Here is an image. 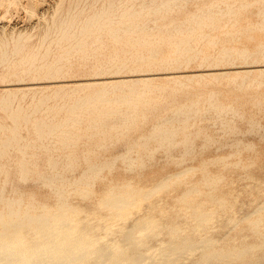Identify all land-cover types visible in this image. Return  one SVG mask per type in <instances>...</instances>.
<instances>
[{
  "label": "bare ground",
  "instance_id": "obj_1",
  "mask_svg": "<svg viewBox=\"0 0 264 264\" xmlns=\"http://www.w3.org/2000/svg\"><path fill=\"white\" fill-rule=\"evenodd\" d=\"M42 1L44 2V0ZM54 2L52 19L42 33L38 49L27 48L30 35L26 33H19L17 36L12 35L11 38L3 34L4 36L0 38V65L8 64L7 66L10 67V72L6 74L8 78L10 76L20 78V82L17 81L16 83L9 79L7 81H11L9 84L3 85V88L0 87L2 89L0 108L12 120L11 125L0 122V175L4 174L5 176L2 182L6 184L9 181L10 172L6 159L15 151L21 156L17 171L19 179L27 180L32 173H36L44 181V185L47 184L48 187L53 189L52 195L55 193L56 200L54 199V201L57 202V205L50 206L48 203L43 202L47 198L42 197L44 198L42 201L36 199L38 195L36 198L31 195L32 197L28 199H25V195L18 196L19 194L17 197L15 195L13 198H5L3 196L4 185L1 184L0 264H180L178 259L182 256L185 259L187 254H191L192 258L197 250L207 252L221 239L203 237L195 240V235L202 232L208 226V223L213 221L219 214V211H223L227 200L225 195L215 194L213 189L203 190L206 195L200 200L193 197L194 194H203L202 188L200 189L196 184L184 191L182 190L180 197L176 198V201L181 205L176 209L177 216H171L164 209L150 211L146 214L141 212L143 215L133 218L132 222L125 224L123 228L121 227V239L119 237H117L119 239L108 238L103 231L114 225H121L143 199L148 200L151 196H155V193L159 194L158 192L170 188L172 184L185 182L189 176H194L198 169L202 171L199 179L201 184L208 187L217 186L228 171L221 176L214 171V173H211L207 169V165L210 162L223 163V167L224 165L225 167L232 165L227 161L226 156L231 155L229 157H232L234 151L229 155H224V157L213 155V157H210L213 159L209 158L210 160H203L204 157L203 159L200 157V160H202L198 164L188 165L187 163L188 166L186 167L175 168V172H165L166 174L160 177L157 182L155 181V184L153 182L152 187L147 189L142 188V184L139 187H134L130 181L132 175L129 181L115 183L114 185L112 183L110 187L105 185L108 181L104 182L108 190L105 188L106 191H102V193L105 192L102 198L100 196L97 201L95 198L90 197L95 190L91 187H93V184L96 186L97 182L95 180L98 181V178L103 177L102 173L106 172V168L110 171L118 158L126 161L128 170L129 168L133 170L132 168L141 169L144 167L145 157L155 155V151L161 147L169 151L173 146L183 145L185 154H188L192 149L194 136L197 138V135L202 133V130H190L189 118L191 115L201 114L206 109H212L216 112L233 111L235 114H239V109L233 106L224 109L219 100L220 98H217V92L209 93L207 103L203 106L198 98L177 102L174 97L175 91L188 86L190 88L193 81L195 86L197 83L202 84V81L206 78L219 81V79L226 77L230 83L243 87L252 73L258 75L257 78L252 80V83L255 81L258 84L262 83L261 77L264 76V64L200 68L196 70H185L183 68L188 67L190 62L194 60L202 65L210 59L218 65L221 62H230L235 57L247 59L251 55L252 51L246 47L228 44H222L216 55L209 54L208 50L219 44L221 33L240 38L242 32H247V37L254 40V46L264 49V0H54ZM39 3L40 0H0V10L2 9L5 12L23 4L36 13V10L39 11L40 9ZM191 4L194 5V8L188 9L187 6ZM16 8L18 9V7ZM254 8L258 18L256 21L251 20V16L248 17L247 14ZM174 12H178L179 15L172 17ZM5 13L7 14L8 11ZM204 27L208 29L204 30ZM150 29H156V31L150 32ZM10 45H12V48H9ZM204 45L210 48H205ZM53 47H56V50L54 56L50 58ZM42 48H44V51L41 50ZM14 56L19 57L15 58ZM74 56L80 60L79 63L76 64L71 61ZM158 67H165L170 71L167 73H165L166 71L162 73L151 72L154 68L158 69ZM74 70H86L92 75L87 78H74L76 80L71 78L72 81L70 79H54L65 74L69 75ZM123 71L139 73L131 74L133 78L130 75V77L127 76V74L117 75V73ZM108 73L116 75H104ZM162 75L166 77L164 78ZM24 76H37L39 79L42 77L46 78L47 81H43V79L42 81L25 82V79L23 80ZM161 78L167 79L168 82L175 85L169 95H156L162 89V86L157 84V81ZM195 80L197 81L196 84ZM67 86L71 87V89L69 87L70 92L62 94V90ZM41 87L53 88L52 94L41 93L42 95L37 97L34 104L29 108L21 107L22 105L19 106V104H17V108L13 106L14 100L20 92L25 95L29 91L33 92L32 90ZM59 96H62V98L67 96V99L60 104L57 103L51 106L48 104L45 107L48 99ZM169 97L174 98L172 99L174 101L173 105L170 103L172 101H165ZM254 101L260 102L256 98ZM168 104L172 105L169 108L171 114H168V107H164ZM41 110H44V115L37 114ZM158 110H161V112L157 115ZM151 117H155L156 122L150 132L144 134L140 141L134 143L128 141L126 151L117 156L115 155L116 157L113 159L97 160V162L89 154L93 151V147H89L83 157L88 166L80 176L69 179L63 175L62 171H58L60 163L63 164L65 169L70 170L74 167L78 157L75 154L76 151L70 148L75 147L84 135L98 136L99 147H104L107 145L106 135H109L108 140L110 141L119 139L126 136L129 130L139 128L142 123L147 122ZM174 121H177V124H174ZM221 124L231 131L237 128L236 125L223 119ZM254 126L252 124L253 128ZM26 128L36 133L34 141L23 135L22 130ZM210 140L212 139L210 138ZM236 143L238 142L236 141ZM246 144L250 148L251 144L250 146H248V143ZM244 145L241 146L246 147ZM38 146H42L50 152L48 164L51 171L49 172H42L29 166L34 156V152L30 153V149ZM256 147H254L255 152ZM234 148L233 150H235ZM56 149L67 151L63 161L54 156L53 151ZM132 152H135L136 155L133 156ZM243 152L242 150L241 154ZM234 154L236 153L234 152ZM255 155L257 156L256 153ZM181 156H184V154ZM247 159L249 160V158ZM230 160L233 159L230 158ZM255 160L254 162H256ZM258 161L264 162L261 159ZM187 162L191 163L192 161ZM254 162L252 165H254ZM238 163L235 162V164ZM174 165L173 167H175ZM235 170L237 171V169ZM162 172L160 169V173ZM231 172L234 171L231 170ZM147 173L144 175L147 176ZM151 173L154 174L153 170ZM151 173L149 176L152 175ZM238 173L240 175V172ZM155 174H157V171ZM139 175L141 177V174ZM114 178H111V180L114 181ZM103 186L102 189L105 187ZM18 192L20 193V190ZM73 192H78L81 195L77 196H81V198L84 196L86 200H88L87 197L96 200L99 209L105 210V213L91 218L90 216L87 217L89 212L87 211L84 212L86 218L84 216L80 218L79 212L81 211L78 207H75L77 205L75 204L76 201L75 206L69 202L71 201L69 200L70 193ZM93 194H95V191ZM28 195L30 196V194ZM71 196L73 195L71 194ZM95 197L98 196L95 195ZM162 201L160 204L163 203ZM96 202L94 203L96 204ZM172 203L175 204L173 200ZM261 203L259 206L257 203L258 207H255L253 211L249 210L250 213H246L242 217V220L248 221L251 228H253V232L261 231L263 219L261 213L264 211V203ZM95 204L93 207L94 210H97ZM153 207L152 209H154ZM150 208L148 207V209ZM226 212L223 214L225 215ZM95 214L94 212V216ZM254 214H257V216L253 217ZM183 215H186L188 223L186 220H180L176 224L170 220L184 218ZM234 226L228 228L232 229ZM160 232H166L169 238L161 242L162 238L158 236L161 238L159 241L161 243L158 242L159 245L155 244L154 247L150 245V248H154V250H150L151 252L146 251L149 248L147 247L148 242H150L148 240ZM183 232L189 233L181 235ZM226 232L228 233L227 230ZM259 236L263 235L260 234ZM158 237L157 239H159ZM259 239L262 242L259 241L257 245L260 246L261 243L262 246L264 239ZM249 245L239 247L236 253L234 252L236 249L221 252L220 250L223 251L222 247L220 250L212 248L207 254L204 252L202 254L199 252V254L202 256L205 254L204 260L208 264H213L215 261L226 260L231 257H237L238 259V257L251 251L253 246Z\"/></svg>",
  "mask_w": 264,
  "mask_h": 264
},
{
  "label": "rangeland",
  "instance_id": "obj_2",
  "mask_svg": "<svg viewBox=\"0 0 264 264\" xmlns=\"http://www.w3.org/2000/svg\"><path fill=\"white\" fill-rule=\"evenodd\" d=\"M42 2L40 0V3H39L40 9H39V11L36 10V13H34L35 11L32 12V10H30L28 6H25L23 4H20V7L16 6V7H18V9L15 7V8H11V10L10 9L6 10V11H8L7 14L5 13L6 11L4 12L1 9L0 10L1 11L0 12V38L4 36L3 34H5L6 37L11 38L12 35L17 36L19 33H26V34L30 35V39L28 41L27 48L28 49H38L40 47V39H41L42 33L44 32V29L47 26V24L52 19L51 15L54 11V5H55L54 0H44V2L43 3ZM25 7H28V8H25ZM187 7H188V9H190V8L193 9L194 5L191 4ZM255 11H256V9L254 8V9H251L247 13L248 17L251 16L250 18H251V20L253 19V21L254 20L256 21L258 19L256 14H255ZM2 12H4L5 14ZM178 15H179L178 12H174V14H172V17H176ZM207 29H208L207 27H204V30H207ZM149 31L155 32L156 29H150ZM240 36H241L240 38H236V37H234V35H226L224 33H221L220 34L221 38L219 40V44L216 47L210 48L207 45H204V47L210 48L211 50L209 49L208 52H210L209 54H213V55H216L219 47L222 44L236 45L239 47H246L250 51H252L251 55H249V57L247 59L235 57L230 62H221L218 65H216L215 61H212L210 59L207 60L202 65L197 60H194V61L190 62L188 67L183 68V69H185V70H196V69H200V68H217V67L219 68V67H229V66L241 67V66H246V65H262V64H264V49L261 47H259V48L255 47L254 46V40L249 39L247 37V32H242ZM9 48H12V45H10ZM41 50L44 51V48H42ZM55 50H56V47H53V51L51 52L50 58L54 56ZM14 57L18 58L19 56H14ZM71 61L76 63V64L80 62V60L76 56H74V58L72 57ZM7 65L8 64H1L0 65V84H1L0 87L1 88H3L2 87L3 85L9 84L11 81H14L16 83H17V81L20 82V80H19L20 78L17 76H10L9 78H8V76H6V74L9 73L11 70L10 67ZM7 68H9V69H7ZM168 71H170V70L166 69L165 67H163V68L158 67V69L154 68L151 72H158V73L165 72V73H167ZM73 72L69 73V75L65 74V75H62V76L54 78V79L55 80H57V79L58 80L59 79L69 80L70 79V81H72L71 78L72 79L77 78V77L87 78L90 75V72H88L86 70H74ZM135 73H139V72L133 73L132 71H123L121 73H117V75H119V74L120 75H126L127 74V76H129V75L131 76V74L133 75ZM104 75L114 76L116 74L108 73V74H104ZM63 76H65V77H63ZM162 76H164V78L166 77L165 75H162ZM35 77H37V76H35ZM35 77L34 76H26L25 77L24 76L23 80L25 79V82H29V81L36 82V81H42L44 79L42 77L40 79H39V77H37L38 79ZM257 77H258V75L256 73H252L248 77V79L246 80V85L243 87H238L236 84L230 83V81L226 77L224 79L222 78L221 80L219 79V81L212 79V78L211 79L206 78L205 80L202 81L203 82L202 84L197 83V85L195 86L193 84L194 83V81H193L192 86H190V88L188 86V87H184L183 89H179V90L175 91L174 97H175L177 102H184V101H189L192 98H194V99L198 98L200 101V104H202L203 106L207 103L208 94L211 92H217V98L218 99L220 98L219 100L222 103V107L224 109L228 108L229 106H233L235 108H238L239 114H235L233 111H227V112H225V111L219 112L218 111V112H216L212 109H206L201 114L191 115V117L189 118V121L191 124L190 130L191 131L202 130V133L200 135H197V138H196V136H194L193 143H192L193 144L192 149L190 150V152L188 154H185V151H184L185 149L183 150L184 147H182L183 145H180V146L176 145L177 147L173 146L174 148L171 147L172 149L170 148L169 151H166V148L161 147L155 151V153H154L155 155L145 157V166L144 167H142L141 169L132 168L133 170H131V168H129V170H128V164L126 163V161H123L122 158H118L116 160L115 165L112 167L114 170L111 168L110 171H108L109 169L106 168L105 169L106 172H104L105 170L103 171L105 174L102 173V175H103V177L105 175V177L104 178L100 177V179H102L103 182H101L102 180L100 181L99 178H98V181L95 180L97 182V183L95 182L96 186H94L95 184H93L94 188L91 187V189H93V190L95 189L94 190L95 194H93L94 191L92 190L93 193H92V195H90V197L95 198L98 201V198L100 196L102 198L103 193H105V192L102 193V191H104V190L106 191V189L108 190V187H110L112 185V183L114 185L115 183L127 182L132 177V175H133V177L131 178L132 180L130 179V181L132 182L134 187H139L142 184L141 187L147 189V188L152 187L151 184L153 182H154L153 184H155L160 179V177H162L167 172H175V170L178 168L181 169V168L186 167L190 164H192V165L198 164L199 161H201L203 159V157H204L203 160H205V159L210 160V159H213V158H210V157H213V155H215V156L218 155V157L219 156L224 157V155L225 156L229 155V153H232L234 151L236 154H234V152H233L232 157H229L231 155L226 156L228 159L227 161L232 163V165H229L227 167H225V165H224V167H223V163H211V162L208 163V165H207V169L211 173L215 172V173H217V174L219 173L221 176H223V175H225L226 171H228L227 172L228 174L226 173L227 176L225 175L222 177V180L218 182L217 186L208 187V186L201 184V182H199V179L201 178L200 176H201L202 171L198 169L194 176H189L186 179L187 182L185 181V182H181V183L172 184L170 188L158 192L159 194L155 193V196L150 197L151 199L150 198H148V200L143 199L140 202V204H138V207H136L132 210V213L128 216V218L121 225H118V226L114 225V226H112L113 228L110 227L108 230L103 231L104 234H106L108 238L119 237L121 239V236H122L121 235L122 234L121 233V230H122L121 227L123 228L125 224L132 222L138 216L149 213L150 211H157L160 209L161 210L164 209L165 211H168L166 213H169L171 216H177L178 213H177L176 209L181 207V205H179V202L176 201V198L180 197V194H182V192L186 188L196 184L200 189L202 188L201 191L203 194H201V195L194 194L193 197H197V199L200 200L201 198L204 197V195H206L205 191H207L209 189H213L214 190L213 192H215V194L225 195V198L227 200V204H226V206H224L225 208L223 209V211L224 212L228 211V212H226L227 214L225 213V215H226L225 216L223 214L224 213L223 211L222 212L219 211V214L217 215L218 217L216 216L213 219V221H210L208 223V226L202 232H198V234L195 235V240H198V239L203 238V237H213V238L216 237L217 239L219 238L221 240L219 242H217L209 250H212V248L220 250V248L223 247L222 248L223 251L220 250L221 252H224V251L230 250V249H233V250L236 249L234 251L236 253L237 250L239 249V247H241V248L247 247V245H249V244H250L249 246H253V248H255V249L252 248L251 251H249L250 253L247 252V254H245L241 257H238V259H237V257H231V258H227L226 259L227 261L225 259L218 260V261H215L213 264H264V246H263L264 240H263V244H262L263 247L261 246V243L259 244L260 246L257 245L259 243V241L262 242V240H260L259 238L264 239V237H263L264 236V234H263L264 233V224H263L264 211L261 213V215H263V219H262V223H261V231L260 232H253V228H251L248 221L242 220V217L244 215H246V213L247 214L250 213L249 210L253 211L254 208L258 207L261 202L264 203V164H263L264 162L261 161L262 162V164H261V162L258 161L260 159L264 160V76L261 77V80H262L261 84H258L257 81L252 83V80L254 78H257ZM32 78H34V79H32ZM131 78H133V76H131ZM134 78H136V77L134 76ZM164 78H161V80L157 81V84L162 86V89H160L158 91V93H156V95L157 94H159L161 96L169 95L170 92L172 91V87L175 86L172 82H168L167 79H164ZM9 79L10 80L12 79V80L10 82H7ZM49 79L51 80V78H49ZM74 80H76V79H74ZM43 81H47L46 78ZM14 82H12V83H14ZM196 82L197 81L195 80V84H196ZM73 83H72V85H73ZM250 83H252V84L249 85ZM203 85H205V86H203ZM69 87L70 86L65 87L62 90V94H66L67 92H70L71 87H70V89H69ZM49 88L41 87V88L32 90L33 92H31V91H29L28 93L26 92L27 94H25V95H24V93L20 92L17 95V98L14 100L13 106L17 108V104H19V106L22 105L21 107L29 108L30 106H32L34 104L36 98L39 97L40 95L52 94L53 88H51V87H49ZM1 90L2 89H0V97L2 96ZM33 97H34V99H33ZM66 97L67 96H65L63 98H62V96H59L57 98L51 97L50 98L51 100L48 99L47 103L45 104V107L48 104H49V106L57 104V103L60 104L67 99ZM255 98L257 100H259L260 102L258 103L256 101H254ZM172 99H174V98L169 97L168 100L166 99L165 101H172ZM170 103L173 105L174 101H172ZM170 105L168 104L167 106L166 105L164 106V107H168V114H171V110L169 108L172 105L171 106ZM160 112H161V110H158L156 114L158 115ZM37 114L38 115H44V110H41ZM60 116H62V115H60ZM222 119L226 120V122H228V123L236 125V127H237L236 130L231 131L229 129L224 128V125L221 124ZM214 120H215V122H214ZM0 122L6 123L8 125L12 124L11 118L2 110V108H0ZM155 122H156L155 117H151L147 120V122L142 123L139 128L131 129V130H129L128 134H126V136H123L119 139H112L113 141L108 140L109 135H106L105 140H106L107 145L104 147H102V146L99 147V145H98L99 144L98 143L99 137L98 136H92L90 134L84 135L83 139L75 147L70 148V149L76 151L75 154L78 157L76 162H75L74 167L70 170L65 169L63 164L61 165V163H60L58 165V169H59L58 171H62L63 175L69 179H73L72 177L75 178L76 176L77 177L80 176L85 171V169L87 168L86 166H88L87 162L83 159V157H84V155H85V153L89 147L90 148L93 147L92 148L93 151H91L89 154L91 155V157L94 160H96V161L97 160L98 161L111 160L114 157H116L117 155L126 151L128 141L131 143H134L136 141H140L144 134H148L150 132V130L152 129L153 124ZM257 123H260V124H257ZM174 124H177V121H174ZM252 124L255 125L254 128L252 127ZM22 133L24 136H26L31 141H34L36 138V133L30 129H28V130H27V128L23 129ZM207 135L211 136L210 138L212 140H210V138H208L209 136H207ZM206 136H207V138H206ZM207 140H208V142H207ZM236 141L238 143H236ZM240 141H241V143H240ZM246 143H248V146H250V144H251L250 148L247 147ZM243 144H245L244 146H246L247 149H246V147L241 146ZM253 144L254 145L256 144V145L254 146ZM234 145H236V146H234ZM238 146H240V147L238 148ZM254 147H256V149H257L256 152L254 150L255 149ZM233 148L235 150L238 148V150H236L237 152L235 150H233ZM239 149L241 150V152ZM258 149H259V151H258ZM242 150L244 151L243 154H241ZM33 152H34L33 160H31V164L29 166L33 169L37 168L42 172L51 171L49 164H48V157L50 155V152H48L42 146L31 148L30 153H33ZM66 152L67 151L64 149H56L53 151V154L57 159H59L60 161H63V158H64ZM132 153H133V156L136 155L135 152H132ZM255 153L257 154V156L255 155ZM183 154L185 157L181 156ZM238 154H240V155H238ZM259 154H260V156L261 155L262 156L260 157ZM250 155H251V158H250ZM191 156L194 158H192ZM195 156L197 157V159ZM215 156H214V158H215ZM245 156H246V158H245ZM20 157L21 156L17 152L13 151L11 156L8 159H6L7 160L6 161L7 166H8L10 173H9V181L6 184H3V182H2L5 178L4 174L0 175V177H1L0 178V187L2 185H4L3 196L5 198H7V197L13 198L15 195L17 197V195L19 194L18 196L25 195V199H28V198L32 197L31 195L35 196V198L38 195L36 199H39L42 201V199L47 198V200H45V201L43 200V202L48 203L50 206L57 205L56 204L57 202L54 201V199L56 200V197L54 196L55 193L52 195V192H54L53 189L51 187H48L47 184L44 185L45 184V183L43 184L44 181L42 179H40L36 173H32L31 177L27 180L19 179L17 171H18V162H19ZM149 157H151V158H149ZM200 157L202 158L201 160H200ZM262 157H263V159H262ZM230 158H232L234 160V164H233V160L231 161ZM235 158H236V160H235ZM247 158H249V160L253 161V162H254V159H256L255 160L256 162H254V165H252L253 162L250 163V161ZM252 158H254V159H252ZM239 159H241V160L239 161ZM184 160H186L185 161L186 163L183 162ZM117 161L121 162V163L118 164ZM187 161H192V162L190 163ZM235 162H239V163L235 164ZM147 163H149V164H147ZM172 163L179 165V166L176 167V165L173 164L175 166V167H173ZM187 163H188V165H187ZM151 164H153V165H151ZM214 164H216V165H214ZM117 165H118V167L116 168ZM242 165H243V167H242ZM146 166L147 167L149 166L148 170H147ZM256 167H258L257 168L258 170L256 169ZM234 168L237 169V171ZM249 168H250V170L248 171ZM144 169H145V171H144ZM160 169H161V172L163 170L162 173H160ZM218 169H220V170L222 169V170L220 171ZM230 169L234 172H231ZM146 170L148 171V173ZM152 170H153L154 174L151 173ZM156 171H157V174H155ZM111 172H112V174H111ZM138 172H140V173H138ZM238 172H240V175ZM244 172H247V173H244ZM145 173H147V176L144 175ZM150 173L152 175L149 176ZM135 174H136V176H135ZM139 174H141V177ZM245 174L246 175L248 174L247 177ZM2 176H4V177H2ZM119 176H121V177H119ZM113 177H115L116 179L119 177L120 179L118 178L116 180L114 178V181H112L113 179L111 180V178H113ZM122 177H125L126 179L125 178L122 179ZM127 177H129V178H127ZM146 177H148V178L146 179ZM154 177L156 178V180ZM104 182L105 183L107 182V184H105ZM100 183H102V184H100ZM134 183H136V184L134 185ZM148 183H150V184H148ZM104 184L107 185L108 187L105 186ZM102 186L104 187L103 189H102ZM18 190H20V193L18 192ZM203 190H205V191H203ZM26 191H27V193H25ZM21 192L24 194H22ZM96 192H98V193H96ZM161 192H162V195H161ZM170 192H172V193H170ZM46 193L48 194V197H50V198L47 197ZM75 193L76 192L70 193L69 200H71V201H69V202L71 204L73 203L72 204L73 206H75V204H77L75 207H78V209H80V211H81V212H79L80 218H82L81 216H84L86 218L85 213L87 211L90 212V215H89V212L87 213V215H88L87 217L90 216L91 218L98 217L99 215L105 213V210L99 209V206L97 204L98 202H96V200L94 201V199H89L90 197H87L88 200H86V197L83 196L84 197V199H83V197L81 198V196L80 197L77 196V195H81V194H78V192L76 194ZM28 194H30V196ZM71 194L73 196H71ZM10 195H12V196H10ZM95 195H97L98 197L96 198ZM175 196H177V197H175ZM42 197H44V198H42ZM51 197H54V198H51ZM165 198H166V200H165ZM48 199H53V200H48ZM170 199H172L175 202V204L172 203V200H170ZM90 200H92V201H90ZM75 201H76V203H75ZM161 201L163 203L160 204ZM164 201H165V203H164ZM49 202H53V203H49ZM88 202L91 205H89ZM94 202H96V204ZM168 202H170V203H168ZM257 203H258V206H257ZM94 204L96 207L95 209H97L99 212L97 210H94V207H93ZM87 205H89V206L87 207ZM162 205H163V207H162ZM82 206L85 207L84 208L85 210L83 209ZM90 206H91V209H90ZM153 206H156V207H153ZM173 206H175L176 208H174ZM207 206H208V204H207ZM148 207L149 208L151 207V208L148 209ZM152 207L154 209H152ZM229 208H230V210H229ZM144 210H146V211H144ZM96 211L100 214H98ZM94 212L96 213L95 216H94ZM183 216L185 219L182 217L180 219L176 218L175 219L176 221L172 220V219H170V220L174 221V223H176V224L179 223L180 220H182V221L186 220V222H187L188 219H186V215H183ZM256 216H257V214H254L253 217H256ZM236 222H238V223H236ZM212 223H214V224H212ZM235 223L238 224L239 226L238 225L234 226V225H236ZM218 224H220V225H218ZM223 224H224L225 228H224ZM232 226H234L232 229L228 228V227H232ZM212 228H213V230H212ZM226 230L228 231V233L227 232L225 233ZM112 232H113V234H112ZM186 233H189V232H183L181 235H184ZM259 233L262 234L263 236H259L260 235ZM158 234L153 236L152 239L148 240V241H150V242H148V245H147V247H149V248H147L146 251L149 252L152 249L154 250V248L151 249L150 247L151 246L154 247L155 244H158V242L161 240V238H162L161 242L164 240H167L169 238V235H167L166 232H163V233L160 232ZM198 235L199 236L201 235V237H199ZM255 235L256 236L258 235V236L256 237ZM156 236L157 237L161 236V238L158 237L159 239H157ZM245 236H247V237H245ZM119 238H117V239H119ZM256 238H258V239H256ZM161 242H159V243H161ZM251 243H253V244H251ZM254 243H256V244H254ZM158 245H156V246H158ZM233 245L235 247H232ZM255 246H258V247H255ZM257 248H259V249H257ZM209 250L207 252L197 250L194 252V255L192 254L193 255L192 258H191V254H189V255L187 254L188 258L190 257L189 259L187 258V256L185 257V259H184V256H182V258L180 257L178 260H179L180 264H208V262L204 260V255L209 253ZM199 252L201 254L204 252L205 254L202 256L201 254H199Z\"/></svg>",
  "mask_w": 264,
  "mask_h": 264
}]
</instances>
